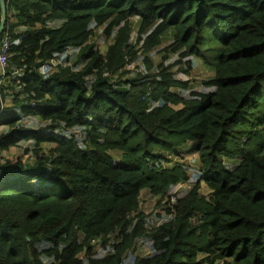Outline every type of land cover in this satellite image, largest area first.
I'll return each mask as SVG.
<instances>
[{"label":"trees","instance_id":"1","mask_svg":"<svg viewBox=\"0 0 264 264\" xmlns=\"http://www.w3.org/2000/svg\"><path fill=\"white\" fill-rule=\"evenodd\" d=\"M5 5L0 156L24 144L33 162L0 163V264H124L139 241L150 253L133 264H264V0ZM99 28L114 36L105 55L89 43ZM167 35L176 70L213 68L212 92L188 93L166 57L154 63ZM187 145L199 178L176 199L190 175L165 162ZM144 191L165 207L158 225Z\"/></svg>","mask_w":264,"mask_h":264},{"label":"rangeland","instance_id":"2","mask_svg":"<svg viewBox=\"0 0 264 264\" xmlns=\"http://www.w3.org/2000/svg\"><path fill=\"white\" fill-rule=\"evenodd\" d=\"M129 28H130V35L129 39L131 43L136 44L137 42V33L139 30V20L138 18H132L129 23ZM114 38L111 37L109 39H105L103 35V28H99L95 31L93 37L90 39L89 43L95 45L96 49L100 50L103 55L106 54L107 47L112 44V39ZM172 39L170 35H167L163 38L162 44L155 48L151 52V58L154 61L155 64H158L160 61L164 59L162 62L164 64V68H172V71H174L175 77L179 79L182 82H187L189 86V91L188 93H202V92H212L213 89L206 88L203 83L208 81L214 76V70L211 66L205 65L202 61L199 59H194L191 58V62L193 65V69L189 71L188 74L179 72L178 69L173 66L175 63H177L180 58H178L176 55L168 54L166 50L168 49L169 45H171ZM142 45H138V49L141 48ZM173 66V67H172ZM136 70H140L138 66H136ZM174 68V69H173ZM141 71V70H140ZM143 71V70H142ZM129 75H126L125 78L128 79ZM173 91V90H172ZM32 119V118H31ZM73 137L77 138L78 140H81V133L77 130H72L67 132ZM22 145H19L15 148L10 149L8 152H4L0 156V163H2L4 160H9L15 163L17 160L23 159L26 160L30 163L33 162V158H29L24 154V148L27 147L26 145L21 147ZM30 146V144H28ZM111 155H117L118 153H109ZM3 158V159H2ZM239 163V160H225L224 165L227 169L232 170L234 169ZM166 167H174L176 165H181L184 166L188 174L190 175V180L186 184H180L178 187L175 189V195L176 199H180L184 197L193 187L194 185L198 182V172H199V162H198V154L193 153L191 150V145H187L186 147L179 149L176 151V154L174 155H168L167 156V161L165 162ZM201 190L200 193L205 196L206 198L209 197L210 191L208 188L205 186L204 183L201 184ZM156 205V199L148 193V191H144L141 194L140 198V207L141 211H143L146 215H148L149 221L154 224L158 225L161 223L160 220H156L157 215L160 217H163L165 212L164 209L165 207H161L160 209L155 208ZM164 219V217L162 218ZM93 245H97V242H94ZM108 250V249H107ZM106 250V252H107ZM105 253L102 249L98 248V255L102 256ZM150 253V247L142 242L139 241L137 242L136 246L134 249H132L129 253H127L125 263L124 264H133L134 259L136 257H145L149 255Z\"/></svg>","mask_w":264,"mask_h":264},{"label":"built area","instance_id":"3","mask_svg":"<svg viewBox=\"0 0 264 264\" xmlns=\"http://www.w3.org/2000/svg\"><path fill=\"white\" fill-rule=\"evenodd\" d=\"M10 40L8 37H5L2 40V44L0 46V72L2 75L5 73V69L7 67V58L9 54L10 49ZM173 202H175V198L172 199Z\"/></svg>","mask_w":264,"mask_h":264},{"label":"water","instance_id":"4","mask_svg":"<svg viewBox=\"0 0 264 264\" xmlns=\"http://www.w3.org/2000/svg\"><path fill=\"white\" fill-rule=\"evenodd\" d=\"M0 11H1V20H0V37L3 33L5 23H6V5L5 0H0ZM0 110H1V102H0Z\"/></svg>","mask_w":264,"mask_h":264},{"label":"crops","instance_id":"5","mask_svg":"<svg viewBox=\"0 0 264 264\" xmlns=\"http://www.w3.org/2000/svg\"><path fill=\"white\" fill-rule=\"evenodd\" d=\"M5 105H10V101L7 100V101L5 102Z\"/></svg>","mask_w":264,"mask_h":264}]
</instances>
